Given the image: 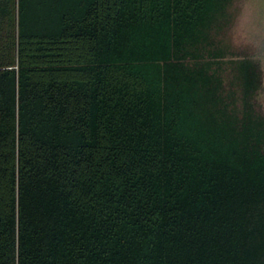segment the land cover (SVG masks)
Instances as JSON below:
<instances>
[{
  "label": "trees",
  "instance_id": "1",
  "mask_svg": "<svg viewBox=\"0 0 264 264\" xmlns=\"http://www.w3.org/2000/svg\"><path fill=\"white\" fill-rule=\"evenodd\" d=\"M231 0H0V264H264L261 69Z\"/></svg>",
  "mask_w": 264,
  "mask_h": 264
},
{
  "label": "rangeland",
  "instance_id": "2",
  "mask_svg": "<svg viewBox=\"0 0 264 264\" xmlns=\"http://www.w3.org/2000/svg\"><path fill=\"white\" fill-rule=\"evenodd\" d=\"M226 21L215 33L213 50L221 51L226 80L233 78L232 59L250 57L261 69V84L255 93V106L264 113V0H231Z\"/></svg>",
  "mask_w": 264,
  "mask_h": 264
}]
</instances>
